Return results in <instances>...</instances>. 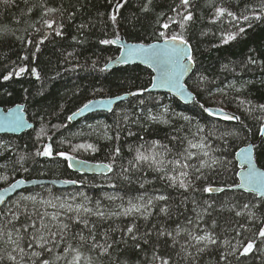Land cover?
I'll use <instances>...</instances> for the list:
<instances>
[{
  "label": "snow or ice",
  "instance_id": "6c2138e0",
  "mask_svg": "<svg viewBox=\"0 0 264 264\" xmlns=\"http://www.w3.org/2000/svg\"><path fill=\"white\" fill-rule=\"evenodd\" d=\"M129 2L130 0H106L111 10L107 13L105 25L110 23L113 34L107 38L108 34L105 32L106 38L99 39L98 43L117 46L119 55L114 61L108 58L98 71H107L109 64L113 62L128 64L140 61L154 75L150 74L147 85L115 97L116 101L129 97L138 98L136 111L121 110L120 113H114L117 116L114 125H87V132L77 134L88 137L95 135L98 139L112 142L107 154L109 162L96 165V169L104 173L106 186L112 192L103 193L94 199L84 191L65 196L45 189L43 193H22L18 198L11 199L6 198L5 194L19 189L25 184V180L17 179L10 183L0 192V264H101V258L104 257L112 261V264H128L127 261L112 260V257L114 246L126 245L129 240L133 242V248L139 250L134 255L144 253L147 256L148 250L151 252L149 258L138 264H200L201 257L212 250L218 256L214 264H233V261L242 264L241 257H248L255 251L264 252V247H260L264 245V170L258 167V161L264 157V104L253 105L251 101L245 100L238 103V107H244L247 115L251 116L254 111L262 115L256 118L259 123V141H249L234 153V159L239 162L237 170L233 160L229 159L233 155L229 149L233 147L230 141L239 138L247 127L240 116L226 112L223 107L213 108L199 104L207 117L225 122L235 121L238 122V127H221L215 120L210 124H201L189 115L175 112L170 105L162 102L163 96L153 94L157 89H167L186 102L196 104V91L202 90V85L208 81V76L197 69L195 50L188 38L189 28L196 22V13L199 11L195 0H174L169 6L171 15L163 11L156 12V0H140L139 12L142 15L133 14L132 17L125 18L121 9ZM20 3L24 8L20 9V17L15 18V24H27L23 31L28 35H17L18 29L0 26V46L9 45L8 38H14L26 46L34 45V50L20 56L21 63L13 62L12 69L2 77L4 81L24 74L40 80L41 74L37 66L30 65L41 52V45L53 35H65L63 21L66 10L62 6H50V0H20ZM0 4L19 7L17 0H0ZM204 7L210 12L209 24L222 23L226 18L234 29L221 30L220 44L226 45L243 38L248 29L264 25V0H259L254 5L245 4L243 7H240V0L227 4L225 0H220L219 3L217 0H205ZM34 13H38L39 19L28 23V18ZM149 14L153 15V31L150 34L153 42L146 43L141 39L140 42L126 43L121 23L127 19L129 26L135 28L133 21L147 19ZM99 15L103 18L104 13ZM74 18V13L68 14V19ZM203 18L201 12V19ZM91 27H95L91 21L81 23L77 31L82 35ZM29 29L32 31L29 32ZM39 33L42 34L34 41L33 34ZM72 39L83 43L76 36ZM213 47L219 45L214 44ZM74 58L73 52L67 53L64 63L71 66L65 67L64 71L74 72L80 67L79 64L72 65ZM247 63L255 65L258 61L250 55ZM260 65L264 68V61ZM90 67L97 70V62L94 60ZM223 70H228V66L224 65ZM60 75V71H57L51 79ZM186 76L192 82L190 85L185 81ZM228 87L240 91L234 84ZM217 91L227 96L224 89L219 88ZM25 92L27 93V89ZM78 94V91L72 92V96ZM37 95L43 97L45 94L39 91ZM112 104V99L89 100L66 116L67 123L59 124L46 120L49 112L47 109L42 110V114L34 117L39 121V130L36 131L33 145L39 146L34 151L18 156L14 161L19 165L17 170L28 172L25 162L30 158L35 162L38 157L60 158L68 168H73L74 164L85 166L87 161L77 160L74 154L81 150L96 153L100 151L99 145L88 142L73 144L71 140L62 139L60 144H68L69 149L60 150L54 148L53 137L49 132L55 135L85 111L98 106L111 112ZM66 105L67 101L60 103L58 111H52L51 115L59 117ZM25 111L23 104H16L6 111L0 110V127L13 130L33 128L34 125L24 118ZM133 126L142 132L152 130V126H166L170 132L162 139L146 140L132 130ZM247 131L251 132L252 129ZM122 133H126L127 137H135L136 142L127 145L131 159H128L127 166L119 163L117 172L114 169L118 158H123L124 155L120 143ZM10 150L8 145L0 143V156ZM149 171L156 173L155 180L163 182L164 190L153 188L149 193L145 185L154 184V180L147 179ZM108 173H113L115 180ZM135 173H143L144 178L134 181L132 177ZM229 173L230 182L222 181L214 186L212 177L226 176ZM0 180L8 182V176L0 175ZM117 181L129 185L138 183L139 188L144 191L125 199V195L119 194L122 185ZM64 183L76 185L83 181L65 180ZM167 189H174L179 194L178 204L172 200ZM197 193L201 196L198 197ZM204 193L210 194V198H201ZM217 193L232 195L224 200L212 195ZM154 210H158L155 211L157 222L148 227ZM224 212L229 213L231 218H226L221 224L219 215ZM121 218H131V223L123 227L118 223L116 227L109 224L108 228L101 230L103 224L109 221L116 223ZM138 220L145 221L143 232L140 231ZM115 233L120 234L119 240L114 239Z\"/></svg>",
  "mask_w": 264,
  "mask_h": 264
},
{
  "label": "trees",
  "instance_id": "16d2710c",
  "mask_svg": "<svg viewBox=\"0 0 264 264\" xmlns=\"http://www.w3.org/2000/svg\"><path fill=\"white\" fill-rule=\"evenodd\" d=\"M173 2L174 0H156V12L163 11L167 15H171L169 6ZM175 2H178V0H175ZM217 2L219 3L220 0H217ZM234 2L235 0H225L226 4ZM258 2L259 0H240V7H243L245 4L254 5ZM17 3L19 7L16 5L7 6L0 4V26L18 29L17 35L27 36L28 33L23 31L27 27V24H15V18L20 17V9L24 8L20 0H17ZM139 3L140 0H130L129 4L124 9H121L122 15L125 18L132 17L133 14L142 15L139 12ZM195 3L199 11L196 13V22L189 28L188 38L195 50V56L198 62L197 69L199 72L208 76V81L202 85V90L196 91V100L198 101L196 104L183 105L166 95L158 96H163L164 99L162 102L170 105L175 112H182L189 115L193 117L194 121L198 120L201 124H210L215 120V123L221 127L233 129L238 127V122L235 121L225 122L218 118L207 117L199 107V104H204L205 107H223L226 112L240 116L244 125L247 127L240 133L239 138L230 141L233 147L229 149V152L233 154L229 156V159H232L233 164L236 165L234 162L235 151L240 147L246 146L249 141H259L257 133L259 123L256 118L262 114L254 111L251 116L247 115L244 107H238V103L240 100H245L251 101L253 105L264 104V68L260 65V62L264 61V25L248 29L243 38H238V40L226 45L220 44L221 30L233 31L234 29L231 28L226 18L222 23L216 25L209 24L208 18L210 12L204 7L205 0H195ZM50 6H62L66 10L63 21L65 35L63 37H55L53 35V37L41 45V52L37 54V59L30 65L37 66L41 74L40 80L35 79V77L29 74H24L21 77L13 76L12 79L4 81L2 77L12 69L13 62L16 64L21 63L19 57L30 54L34 50V45L26 46L14 38H8L9 45L0 46V108L6 110L16 104H23L26 108L25 114L27 120L34 125L29 131L19 136H0V142L8 145L11 149L5 152L3 156H0V175L8 176V182L0 180V188L7 186L18 178L27 180H77L83 181V183H78L75 186H69L65 189H57L50 185H40L25 189L27 191H21L13 199L18 198L22 193L25 195L29 193H43L45 189H49L57 195L65 196L70 193L84 191L95 199L99 198L103 193L112 192V189L106 186L107 181L105 176L95 177L75 174L69 170L67 164L60 158L49 159L38 157L35 162L30 158L24 165L29 169L28 172L17 170L19 169V165L15 164L14 161L19 155L24 152L34 151L35 147L39 146L36 145L34 147L33 145L36 131L39 130V121L38 119H34V117L42 114V110H48L49 115L46 116V120L51 121L52 124L67 123L66 116L83 106L89 100L123 95L127 91H135L137 88L147 85L150 72L146 68L138 65L121 66L105 72L98 71V68L103 67L108 58L113 59L119 53L114 46H105L98 43L99 39L106 38L104 35L105 32L108 34L107 38H110L113 34L110 23L107 26L105 25L107 13L111 10L106 0H50ZM201 12L204 16L203 19H201ZM70 13L75 14L74 19H68V14ZM100 13H104L103 18L100 17ZM37 19H39V15L38 13H34L28 18V23H33ZM152 19L153 15L149 14L147 19H142L139 22L133 21L136 24L135 28L130 27L126 19L121 23L124 40L128 43L140 42L141 39L146 43L153 42V38L150 35L153 31L151 26ZM89 21L95 27L86 29L81 35L77 31L78 25ZM31 31L29 29V32ZM202 32H207L208 34L201 35ZM41 34H33L32 39L35 41ZM73 36H76L83 43L74 41L72 39ZM214 44L219 45V47H213ZM69 52H73L75 55V58L72 60V65H80L74 72H66L63 70L65 67L71 66L64 63V57ZM250 55L257 59V64L247 63ZM94 60L97 62V70H93L90 67ZM224 65L228 66V70H223ZM232 69H235V71H231ZM57 71H60L61 75L54 80L51 79ZM186 81L189 85L192 83L189 78ZM231 84H234L235 88L240 89V91L229 88L228 86ZM219 88L224 89L227 92V96L218 92L217 89ZM25 89H27V93ZM94 89H101L102 91L94 92ZM39 91H43L45 95L43 97L37 95ZM73 91H78L79 94L72 96ZM8 93H11V95H8ZM69 97L71 99H68ZM137 99L136 97H130L115 107L109 114H92L80 122L69 124L67 128H62L55 135L49 132V135L53 137L54 148L60 150L69 149L68 144H60L62 139L71 140L73 144L84 142L95 143L99 145L100 151L92 153L91 151L81 150L74 155L79 160H85L91 163H108L107 154L112 146V142L98 139L95 135L88 137L77 134L81 131L87 132V125H114L117 119L114 113H120L121 110L136 111L135 105ZM65 101H67V105L60 116L51 115V112L58 111V105ZM157 128L159 129L158 131L156 130ZM249 128L252 129L251 132L247 131ZM132 130L137 132L138 136H144L146 140L162 139L166 133L170 132V129L166 126H152V130L148 132H142L136 126H133ZM135 142V137H127L126 133H122L120 143L124 155L123 158H118V164L114 171H119V163L127 166L128 159H131V154L127 151V145ZM218 143L214 142V144ZM258 167L264 170V157L258 161ZM109 176H113V173H109ZM230 176L231 173L226 176H215L211 179L215 186L222 181H229ZM155 177L156 173L147 172V179L154 180V184L145 185L149 193H151L153 188L164 190L163 182L155 180ZM132 178L134 181L143 179L144 174L135 173ZM113 179L115 180L114 176ZM117 182L122 185L119 189V194L125 195V199L128 196H136L144 191L139 188L138 183L129 185L120 181ZM102 185L103 187H101ZM166 191L171 195L172 200L178 204L180 200L179 194L174 189H167ZM212 195L227 200L232 193L228 195L222 193ZM197 196L200 197L201 194L197 193ZM201 198L209 199L210 194L204 193ZM105 203L107 202L105 201ZM155 211L158 210H154V215L150 218L148 227H151L152 223L157 222ZM214 215L216 214L214 213ZM226 218H231L229 213L224 212L220 214L219 222L223 224ZM117 223L123 227L131 223V218H121L116 223L109 221L102 225L101 230L108 228L109 224L112 227H116ZM137 223L140 225V231L143 232L145 221L138 220ZM113 235L114 239H120L119 233ZM143 247L148 249L147 245ZM260 247H264V245H260ZM134 252H139V250L133 248V242L131 240L126 245H115L112 260L127 261L128 264H138V262L145 261L151 255L150 250H148L147 256L144 253H140L137 256L133 254ZM217 259L218 256L215 250H212L210 253L204 254L201 257L200 264H214ZM240 259L242 264H264V252L255 251L248 257H241ZM101 264H112V261L104 257L101 258ZM233 264H236V262L233 261Z\"/></svg>",
  "mask_w": 264,
  "mask_h": 264
},
{
  "label": "water",
  "instance_id": "95a60500",
  "mask_svg": "<svg viewBox=\"0 0 264 264\" xmlns=\"http://www.w3.org/2000/svg\"><path fill=\"white\" fill-rule=\"evenodd\" d=\"M126 43H128V42H126ZM113 46L116 49H118L117 46H115V45H113ZM118 51H119V49H118ZM118 55H119V53H118ZM112 60L114 61L115 58H113ZM132 65H138V66H142V67L147 68V65L141 63L140 61L129 62L128 64H120V63L113 62V63L109 64V68H108L107 71H111V70L117 69V68H119L121 66H132ZM147 69H148V71L151 74L154 75V73L151 72V69H149V68H147ZM187 78H188V76L185 77V81L187 80ZM153 94H166L168 96H171L172 98H174L175 100H177L178 102H180L183 105H189V104H191V102H186L184 98H182L180 96H177V95H174L173 93H170L167 89H157V90H155V92ZM115 97L116 96H112V97H108V98H100V99H94V100L99 101V100L112 99L113 100L112 109L114 110V108L116 106H118L120 103H122V102L125 101V100H123V101H116L115 100ZM15 106H13L11 108H14ZM0 110H3V109L0 108ZM3 111H6V110H3ZM95 113H105V114H108V113H110V111H107L103 106H98V107H95V108H93L91 110L85 111L81 116H78L70 124H75V123L81 121L82 119L88 117L89 115H92V114H95ZM23 115H24L25 120L28 123L33 124L32 122H30L29 120H27L25 112L23 113ZM30 129L31 128L24 127V128H19V129L13 130L11 128H3V127H0V136H2V135H4V136L5 135H7V136H19L22 133L29 131ZM80 161H82V160H80ZM234 161L236 163L237 170H238V163L239 162L237 160H235V159H234ZM96 165L97 164L90 163V162H87V164L85 166H81L79 164H74L73 168H69V170L71 172L75 173V174L83 175V176H103L104 173L101 172L99 169H96ZM18 179H23V178H18ZM236 179H238V178H236ZM15 180H17V179H15ZM15 180H13L11 183H13ZM23 180H25V184L21 185L19 187V189H17V190L9 191L8 193H6L5 194L6 198H11L12 199L18 193H20L21 191H23L25 189H28V188H33V187H36V186H40V185H52V186H54L56 188H60V189L68 188L69 186H74V185H71V184H65L63 180H58V179L57 180H43V179H29V180H27V179H23ZM8 185L5 186V187L0 188V192H2L4 188L8 187Z\"/></svg>",
  "mask_w": 264,
  "mask_h": 264
},
{
  "label": "rangeland",
  "instance_id": "374dc122",
  "mask_svg": "<svg viewBox=\"0 0 264 264\" xmlns=\"http://www.w3.org/2000/svg\"><path fill=\"white\" fill-rule=\"evenodd\" d=\"M1 143V142H0Z\"/></svg>",
  "mask_w": 264,
  "mask_h": 264
}]
</instances>
